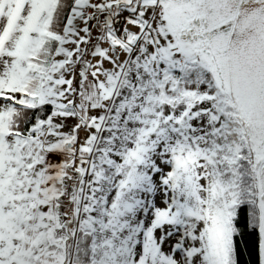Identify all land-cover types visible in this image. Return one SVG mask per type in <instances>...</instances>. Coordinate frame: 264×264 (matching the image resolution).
<instances>
[{
  "label": "snow or ice",
  "instance_id": "obj_1",
  "mask_svg": "<svg viewBox=\"0 0 264 264\" xmlns=\"http://www.w3.org/2000/svg\"><path fill=\"white\" fill-rule=\"evenodd\" d=\"M0 264H264V0H0Z\"/></svg>",
  "mask_w": 264,
  "mask_h": 264
}]
</instances>
